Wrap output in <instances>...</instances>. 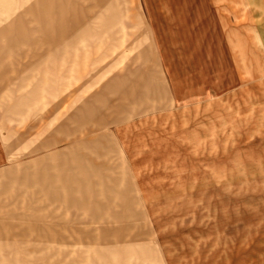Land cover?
<instances>
[{
	"label": "rangeland",
	"instance_id": "rangeland-1",
	"mask_svg": "<svg viewBox=\"0 0 264 264\" xmlns=\"http://www.w3.org/2000/svg\"><path fill=\"white\" fill-rule=\"evenodd\" d=\"M40 7L0 0V264H264V0H58L91 63L45 88ZM91 94L86 165L26 173Z\"/></svg>",
	"mask_w": 264,
	"mask_h": 264
},
{
	"label": "crops",
	"instance_id": "crops-1",
	"mask_svg": "<svg viewBox=\"0 0 264 264\" xmlns=\"http://www.w3.org/2000/svg\"><path fill=\"white\" fill-rule=\"evenodd\" d=\"M39 2L41 7L38 8L37 19L35 20L34 26L32 25L28 32H25V35L20 39L14 40L17 43L15 42L14 44L13 41H9V47L6 49L12 51L17 48L16 46L18 43H21L30 51H33L32 53L30 51L18 52V57H20L21 60L32 59L34 61L32 64H27L24 71H37L38 67L42 68L50 61L54 65V69H52V75L54 78L53 83H57L64 76L68 75L69 72H71L72 67L78 60H80V58L82 60L87 59L75 56V46L69 41L63 43L60 42L58 0H51L45 13L43 0H39ZM65 38L64 32H62L61 41L65 40ZM40 50L42 53H38ZM48 70L49 69L45 66V69L41 72L39 86L42 88H45L49 81H51L46 77ZM89 73H92V69ZM40 90L42 91L41 88ZM37 95L35 97H37ZM92 101L93 94L86 97L81 106L76 108L74 112L71 113L70 109L73 108L71 102L68 101V103L64 105V108L66 109L65 118L62 119L61 116L59 117L57 115L53 119V121H57V125L55 127L57 135L50 137L40 146L35 148L33 152L58 147L59 145H63V147L61 149L56 148L54 150H50L45 154H42L40 157L30 160V162H28L30 165H27L25 168L26 173L29 174L37 165H41V163L50 164L51 162H54V160L65 158L67 156H78L79 161H81L84 166L86 165L85 163L87 162V158L84 154H82L81 150L92 146V135L87 137L88 133L82 132L83 130L80 127L89 123L93 124V118L89 117L93 108ZM31 102V100L26 99L24 104L26 106H30ZM20 103L21 102H17L14 103V105H18ZM72 124H76L78 129L76 127L72 128ZM90 130L93 131V129ZM76 133H78V135H76ZM59 134H62V136L59 137ZM19 169L17 168L16 174H21V172H23ZM11 172L15 173L16 171L11 170Z\"/></svg>",
	"mask_w": 264,
	"mask_h": 264
}]
</instances>
